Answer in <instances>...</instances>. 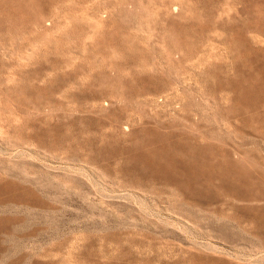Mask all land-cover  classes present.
Returning <instances> with one entry per match:
<instances>
[{
  "label": "rangeland",
  "instance_id": "rangeland-1",
  "mask_svg": "<svg viewBox=\"0 0 264 264\" xmlns=\"http://www.w3.org/2000/svg\"><path fill=\"white\" fill-rule=\"evenodd\" d=\"M262 207L264 0H0V264H264Z\"/></svg>",
  "mask_w": 264,
  "mask_h": 264
},
{
  "label": "bare ground",
  "instance_id": "bare-ground-1",
  "mask_svg": "<svg viewBox=\"0 0 264 264\" xmlns=\"http://www.w3.org/2000/svg\"><path fill=\"white\" fill-rule=\"evenodd\" d=\"M168 9V8H167ZM174 9H178V7L176 5H173L172 6V10ZM99 16V15H98ZM104 16V15H103ZM173 17L175 18H180L181 17V14H176V15H173ZM98 21V20H97ZM187 22H190V21H187ZM182 29L184 31V33L188 32L189 30V25L188 24H185V21L184 23H182ZM230 24V23H229ZM181 36V35H180ZM45 41V40H44ZM48 41V40H46ZM117 44V47L121 48V50H124L126 49V53H129V55H131V57L133 58H139L141 57V55L144 56V52L142 50V48H139L137 46V44L134 42V39L132 38V36L130 35H123L120 37V40L119 42H116ZM129 44V46H128ZM191 45V44H190ZM185 48V47H184ZM192 48V47H191ZM7 54V53H6ZM142 56V57H143ZM139 58L140 61H138V65L136 63V66H134V69L137 70V72H135V74H137L138 76H142L143 79H152L154 76L153 75H150V74H147V70H146V65H147V61L146 59H143V58ZM21 60V59H20ZM155 79V78H154ZM186 83V82H185ZM169 87V86H168ZM168 93V92H166ZM165 96V95H164ZM162 97V96H161ZM171 98V97H170ZM153 99V98H152ZM167 99V97H166ZM166 101V100H165ZM163 102V101H162ZM172 102V101H171ZM179 104V103H178ZM91 106V105H90ZM95 106V105H94ZM178 109V108H177ZM179 111V110H178ZM180 113V112H179ZM207 130V129H206ZM214 131V130H213ZM216 131V130H215ZM214 133V132H213ZM217 135V134H216ZM220 135V133L218 134ZM213 136V135H212ZM192 142V141H191ZM189 144H186V146H188ZM193 151V149H192ZM194 152V151H193ZM191 152V153H193ZM61 156V155H60ZM174 164L180 169L178 170V174L175 172V175L173 176H170L172 180L175 181V183L177 184H180L182 186H184V184L187 182V181H192V179H194V177L192 178V176L190 175L192 173V170H191V167L189 166L188 163H185L184 161L180 160V159H177V160H174ZM184 173H186L188 175V179H186ZM192 178V179H190ZM176 191V190H175ZM171 192V191H170ZM174 194V193H173ZM157 198V197H156ZM231 208V207H230ZM261 210H264V207L261 208ZM214 244V243H213ZM70 245V243H69ZM68 245V246H69ZM208 246V245H207ZM211 246V245H210ZM72 247V246H71ZM209 247V246H208ZM212 248V247H211Z\"/></svg>",
  "mask_w": 264,
  "mask_h": 264
}]
</instances>
